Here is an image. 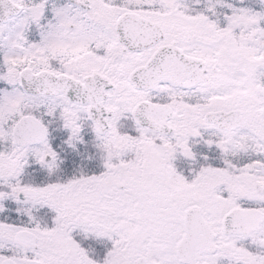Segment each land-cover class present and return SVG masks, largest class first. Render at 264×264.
<instances>
[{
    "label": "snow or ice",
    "instance_id": "obj_1",
    "mask_svg": "<svg viewBox=\"0 0 264 264\" xmlns=\"http://www.w3.org/2000/svg\"><path fill=\"white\" fill-rule=\"evenodd\" d=\"M0 264H264V0H0Z\"/></svg>",
    "mask_w": 264,
    "mask_h": 264
}]
</instances>
